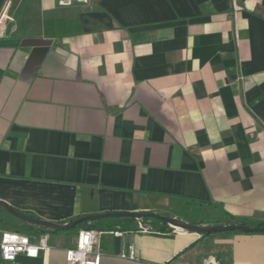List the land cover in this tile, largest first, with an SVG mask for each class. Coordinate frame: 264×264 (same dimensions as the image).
<instances>
[{
  "label": "crops",
  "instance_id": "crops-1",
  "mask_svg": "<svg viewBox=\"0 0 264 264\" xmlns=\"http://www.w3.org/2000/svg\"><path fill=\"white\" fill-rule=\"evenodd\" d=\"M1 16L0 201L56 224L264 223V0H0ZM120 219L95 221L121 232L100 264H264L263 234ZM48 244L11 264H66L73 244Z\"/></svg>",
  "mask_w": 264,
  "mask_h": 264
},
{
  "label": "built area",
  "instance_id": "built-area-1",
  "mask_svg": "<svg viewBox=\"0 0 264 264\" xmlns=\"http://www.w3.org/2000/svg\"><path fill=\"white\" fill-rule=\"evenodd\" d=\"M89 0H57L58 7H70L75 4L87 5ZM2 16L0 17L1 21ZM149 228L139 226L138 231L145 232ZM120 236L118 230L103 231L99 229H81L78 231L73 248L65 250L66 264H100L102 253L100 250V238L103 234ZM48 234H21L18 232H3L0 235V261L14 263L18 256L29 259L39 257L41 252L49 250ZM122 259H135L132 245L125 247L119 255Z\"/></svg>",
  "mask_w": 264,
  "mask_h": 264
},
{
  "label": "water",
  "instance_id": "water-1",
  "mask_svg": "<svg viewBox=\"0 0 264 264\" xmlns=\"http://www.w3.org/2000/svg\"><path fill=\"white\" fill-rule=\"evenodd\" d=\"M0 209L11 215L16 220L28 224L30 226L44 228L53 232H65L72 230L85 222H95L102 219H111V218H130L142 222L143 219L152 218L159 220L165 223L168 227H171L176 230L184 231L196 235H211L224 232H237L243 234H263L264 227H248L239 223H229V224H218V225H194L184 223L177 219L170 217H164L155 215L153 213L142 212V213H128V212H111V213H102L96 215H85L73 221L64 224H56L48 221L39 220L28 216L20 211L10 207L7 203L0 201Z\"/></svg>",
  "mask_w": 264,
  "mask_h": 264
},
{
  "label": "rangeland",
  "instance_id": "rangeland-1",
  "mask_svg": "<svg viewBox=\"0 0 264 264\" xmlns=\"http://www.w3.org/2000/svg\"><path fill=\"white\" fill-rule=\"evenodd\" d=\"M2 215H0V235L3 232H18L21 234H33L34 233L33 229H30L28 226H26V224L16 220L9 214L6 213ZM48 238L54 246L56 245L70 246L72 244L74 246L75 239H76V233L70 232V233H67V234L65 233L57 237L48 236Z\"/></svg>",
  "mask_w": 264,
  "mask_h": 264
},
{
  "label": "trees",
  "instance_id": "trees-1",
  "mask_svg": "<svg viewBox=\"0 0 264 264\" xmlns=\"http://www.w3.org/2000/svg\"><path fill=\"white\" fill-rule=\"evenodd\" d=\"M120 221L122 222H132L133 219H130V218H122L120 219ZM151 222V226L153 229L155 230H158L160 232H168L170 231V229L168 228V226L159 221V220H156V219H143V223H146V222ZM232 222H235V223H238V221H232ZM240 224H243L245 226H248V227H264V223H257V222H243L241 221ZM26 226H28L30 229H33L34 230V233L36 234H50V235H53V234H59L60 232H53V231H49V230H46L44 228H39V227H33V226H30L28 224H26ZM85 228H88V229H99V230H102L98 223L97 222H85V223H82L80 224L79 226H77L76 228L72 229V230H69L67 232H64V233H70V232H73V233H78L79 230L81 229H85ZM112 229L111 227H107L105 228V230H110ZM27 235H30V234H27ZM203 236H206V235H203Z\"/></svg>",
  "mask_w": 264,
  "mask_h": 264
}]
</instances>
